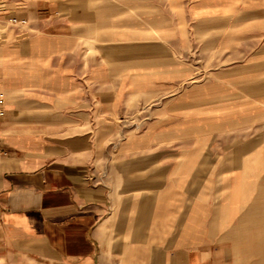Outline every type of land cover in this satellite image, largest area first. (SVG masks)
I'll use <instances>...</instances> for the list:
<instances>
[{
  "label": "crops",
  "instance_id": "obj_1",
  "mask_svg": "<svg viewBox=\"0 0 264 264\" xmlns=\"http://www.w3.org/2000/svg\"><path fill=\"white\" fill-rule=\"evenodd\" d=\"M240 46L264 0H0V264H264V71L200 68Z\"/></svg>",
  "mask_w": 264,
  "mask_h": 264
},
{
  "label": "rangeland",
  "instance_id": "obj_2",
  "mask_svg": "<svg viewBox=\"0 0 264 264\" xmlns=\"http://www.w3.org/2000/svg\"><path fill=\"white\" fill-rule=\"evenodd\" d=\"M233 47H225L224 49H227L229 51L232 50ZM234 49V48H233ZM245 47L244 46H240L237 48L236 51L234 52H225V53H220V57L225 55V58H231V59H238L237 61H221V62H217L214 60V58H212L210 55H212V52H210V50L208 52H203V61L200 64V68L202 69V73L205 76H208L209 73H211L212 71H232L234 74V79H233V83L235 86H242L245 79V76L248 75V72H251L253 69L255 71L261 69L264 71V63L263 64H259V63H246V62H242L241 60L244 58L243 54L245 53ZM214 54V53H213ZM219 57V58H220ZM251 66L253 67V69H251ZM237 97H243V96H236ZM264 98V96H263ZM225 112H220V117H226L224 116ZM243 114H247L249 118L251 119H259L260 121L264 122V104L263 106H261L260 109H256L255 107H252V109L250 111L247 112H242ZM216 130V133H223V131H226V127L225 126H220L217 128H213Z\"/></svg>",
  "mask_w": 264,
  "mask_h": 264
},
{
  "label": "built area",
  "instance_id": "obj_3",
  "mask_svg": "<svg viewBox=\"0 0 264 264\" xmlns=\"http://www.w3.org/2000/svg\"><path fill=\"white\" fill-rule=\"evenodd\" d=\"M27 22L24 20H17L15 18H10L7 20L6 25L9 28L13 29H22L26 26ZM1 102V100H0ZM3 114V109L0 107V116Z\"/></svg>",
  "mask_w": 264,
  "mask_h": 264
}]
</instances>
